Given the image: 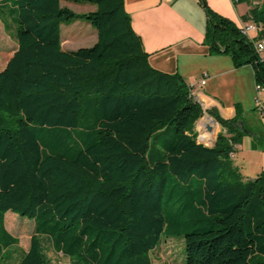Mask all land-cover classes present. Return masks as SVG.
<instances>
[{
    "label": "trees",
    "instance_id": "trees-1",
    "mask_svg": "<svg viewBox=\"0 0 264 264\" xmlns=\"http://www.w3.org/2000/svg\"><path fill=\"white\" fill-rule=\"evenodd\" d=\"M71 1L96 9L0 0V17L18 26L0 70V264L19 245L8 212L35 224L19 264H51L44 237L69 264H153L174 238L184 241L182 264H264V170L245 178L232 159L247 134H260L240 111L225 120L210 110L226 133L201 143L200 103L180 75L150 65L124 0ZM234 1L249 4L243 20L264 40V0ZM200 2L211 52L252 66L264 88L254 42ZM76 22L97 41L63 51L61 27Z\"/></svg>",
    "mask_w": 264,
    "mask_h": 264
},
{
    "label": "crops",
    "instance_id": "crops-1",
    "mask_svg": "<svg viewBox=\"0 0 264 264\" xmlns=\"http://www.w3.org/2000/svg\"><path fill=\"white\" fill-rule=\"evenodd\" d=\"M124 4L150 65L180 75L199 97L204 115L195 129L200 139L213 146L218 135L226 133L207 114L210 110L225 120L234 119L240 111L246 127L260 134L263 142L247 134L232 156L233 162L242 159L241 166L234 164L245 178H256L264 170V115L256 110V99L262 96L256 90L254 68H235L230 56L211 52L206 43L208 18L200 0H124ZM206 4L237 27L250 12L249 4L234 0H206ZM205 76L206 84L201 86Z\"/></svg>",
    "mask_w": 264,
    "mask_h": 264
},
{
    "label": "rangeland",
    "instance_id": "rangeland-1",
    "mask_svg": "<svg viewBox=\"0 0 264 264\" xmlns=\"http://www.w3.org/2000/svg\"><path fill=\"white\" fill-rule=\"evenodd\" d=\"M61 5L77 14H86L96 9L89 4H78L71 0H62ZM17 27L14 18L11 17L10 14L0 17V70L5 68L18 48L16 41ZM61 40L63 51H75L80 48H89L97 41V31L84 22L62 25ZM263 95L264 92L261 93L262 98L264 97ZM201 141L206 146H211V143H206L203 139ZM234 162L238 167L243 163L241 158H235ZM241 172L247 177L243 171ZM5 228L13 237L19 240V245L12 253L11 258L2 264H19L20 256L29 249L31 237L35 232V224L28 218L8 212L5 216ZM42 242L44 251L51 264L70 263L68 258L53 250L48 238H42ZM183 261L184 241L178 238L164 240L162 245L152 255L153 264H182Z\"/></svg>",
    "mask_w": 264,
    "mask_h": 264
},
{
    "label": "built area",
    "instance_id": "built-area-1",
    "mask_svg": "<svg viewBox=\"0 0 264 264\" xmlns=\"http://www.w3.org/2000/svg\"><path fill=\"white\" fill-rule=\"evenodd\" d=\"M257 4V3H256ZM244 36H246L249 40L254 42V47L256 53L262 58L264 53V40H257V37L260 32V26L256 23L250 21V22H242L241 25L238 27ZM207 77L205 76L201 81V86H204L206 84ZM256 90L258 93L264 92V88L258 84H256ZM196 100L199 99V97H195ZM256 110L263 116L264 115V98L257 97L256 99Z\"/></svg>",
    "mask_w": 264,
    "mask_h": 264
},
{
    "label": "water",
    "instance_id": "water-1",
    "mask_svg": "<svg viewBox=\"0 0 264 264\" xmlns=\"http://www.w3.org/2000/svg\"><path fill=\"white\" fill-rule=\"evenodd\" d=\"M241 126L243 127V126H244V124H243V123H241ZM199 140L201 141L202 139H200V138H199ZM201 142H202V141H201ZM202 143H203V142H202ZM203 144H204V143H203Z\"/></svg>",
    "mask_w": 264,
    "mask_h": 264
}]
</instances>
